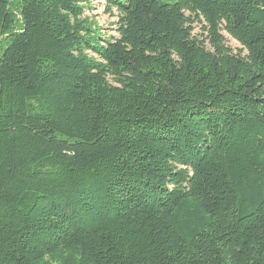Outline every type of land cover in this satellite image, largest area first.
Listing matches in <instances>:
<instances>
[{
    "label": "trees",
    "instance_id": "1",
    "mask_svg": "<svg viewBox=\"0 0 264 264\" xmlns=\"http://www.w3.org/2000/svg\"><path fill=\"white\" fill-rule=\"evenodd\" d=\"M102 1L0 0V264H264V0Z\"/></svg>",
    "mask_w": 264,
    "mask_h": 264
},
{
    "label": "rangeland",
    "instance_id": "2",
    "mask_svg": "<svg viewBox=\"0 0 264 264\" xmlns=\"http://www.w3.org/2000/svg\"><path fill=\"white\" fill-rule=\"evenodd\" d=\"M92 8V10L87 9L84 16L94 18L105 36L116 35V29L114 25L117 19L105 13L104 2L102 0H92ZM201 33V28L199 26H196L194 35H200ZM225 37L226 45L230 47L235 53H237L241 49V46L229 36L226 35Z\"/></svg>",
    "mask_w": 264,
    "mask_h": 264
}]
</instances>
